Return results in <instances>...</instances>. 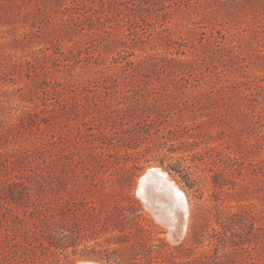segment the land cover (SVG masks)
<instances>
[{"label": "rangeland", "instance_id": "374dc122", "mask_svg": "<svg viewBox=\"0 0 264 264\" xmlns=\"http://www.w3.org/2000/svg\"><path fill=\"white\" fill-rule=\"evenodd\" d=\"M89 262L264 264V0H0V264Z\"/></svg>", "mask_w": 264, "mask_h": 264}, {"label": "water", "instance_id": "95a60500", "mask_svg": "<svg viewBox=\"0 0 264 264\" xmlns=\"http://www.w3.org/2000/svg\"><path fill=\"white\" fill-rule=\"evenodd\" d=\"M145 175L164 178L156 171L146 172ZM171 185L174 187V184ZM164 190L163 188H158L157 184L150 180L144 184V188L140 195L158 218L170 227L171 239L173 241H178L182 238L185 228L187 227V200L185 196L179 192H173L174 195L171 197V195ZM157 196H162L165 202H163V204L157 202ZM85 264L98 263L89 262Z\"/></svg>", "mask_w": 264, "mask_h": 264}, {"label": "bare ground", "instance_id": "6f19581e", "mask_svg": "<svg viewBox=\"0 0 264 264\" xmlns=\"http://www.w3.org/2000/svg\"><path fill=\"white\" fill-rule=\"evenodd\" d=\"M150 171H156V172L160 173L164 178H160L157 176L149 177V176L144 175L141 178V182H140L141 183L140 186L142 187L141 190H143L144 184L151 180L157 184L158 188L165 189L164 191H166L169 195H171V197L174 195L173 192H179V193L183 194L185 196V199L187 200L185 193L180 189V187L176 184V182L173 181V179L168 175L167 172L161 170L160 168H150V169H148L147 172H150ZM171 184H174V187ZM156 200H157V202L162 203V204H163V202H165L163 200L162 196H157ZM186 210H187V221H188V214H189L188 203L186 204Z\"/></svg>", "mask_w": 264, "mask_h": 264}, {"label": "trees", "instance_id": "16d2710c", "mask_svg": "<svg viewBox=\"0 0 264 264\" xmlns=\"http://www.w3.org/2000/svg\"><path fill=\"white\" fill-rule=\"evenodd\" d=\"M58 243L57 242H55V244L54 245H56L57 247H59L60 245H57Z\"/></svg>", "mask_w": 264, "mask_h": 264}]
</instances>
